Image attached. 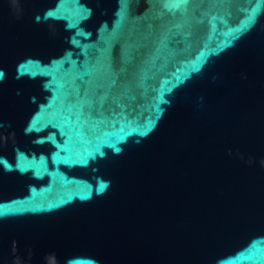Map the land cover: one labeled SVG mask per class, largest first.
<instances>
[{
    "label": "water",
    "instance_id": "1",
    "mask_svg": "<svg viewBox=\"0 0 264 264\" xmlns=\"http://www.w3.org/2000/svg\"><path fill=\"white\" fill-rule=\"evenodd\" d=\"M0 264H264V0H0Z\"/></svg>",
    "mask_w": 264,
    "mask_h": 264
}]
</instances>
